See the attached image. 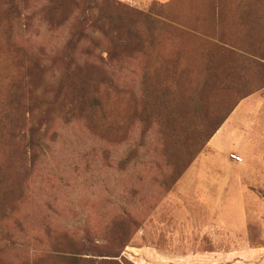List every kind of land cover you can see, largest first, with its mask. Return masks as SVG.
<instances>
[{
  "label": "rangeland",
  "instance_id": "374dc122",
  "mask_svg": "<svg viewBox=\"0 0 264 264\" xmlns=\"http://www.w3.org/2000/svg\"><path fill=\"white\" fill-rule=\"evenodd\" d=\"M90 261L264 264V0H0V264Z\"/></svg>",
  "mask_w": 264,
  "mask_h": 264
},
{
  "label": "crops",
  "instance_id": "0c3cea01",
  "mask_svg": "<svg viewBox=\"0 0 264 264\" xmlns=\"http://www.w3.org/2000/svg\"><path fill=\"white\" fill-rule=\"evenodd\" d=\"M227 144V143H226ZM243 147V146H242ZM240 148H241V146H240ZM239 148V149H240ZM238 171H240V172H256V171H260L259 169H257L256 167H254V166H251V165H244V166H241L240 168H239V170ZM246 242H247V240H246ZM245 243V242H244Z\"/></svg>",
  "mask_w": 264,
  "mask_h": 264
},
{
  "label": "trees",
  "instance_id": "16d2710c",
  "mask_svg": "<svg viewBox=\"0 0 264 264\" xmlns=\"http://www.w3.org/2000/svg\"><path fill=\"white\" fill-rule=\"evenodd\" d=\"M33 146L35 147V143H32L31 141H28L26 143V147H29V149H33ZM121 240V237H119L116 241L119 242ZM101 258V257H99ZM105 258H109V257H105ZM112 259V258H110ZM81 262V261H80ZM102 263H99V264H111L112 262H108V261H101ZM104 262V263H103ZM87 264H94L93 262H86Z\"/></svg>",
  "mask_w": 264,
  "mask_h": 264
},
{
  "label": "built area",
  "instance_id": "2783aa9c",
  "mask_svg": "<svg viewBox=\"0 0 264 264\" xmlns=\"http://www.w3.org/2000/svg\"><path fill=\"white\" fill-rule=\"evenodd\" d=\"M237 160H240V159H238V158H236Z\"/></svg>",
  "mask_w": 264,
  "mask_h": 264
}]
</instances>
